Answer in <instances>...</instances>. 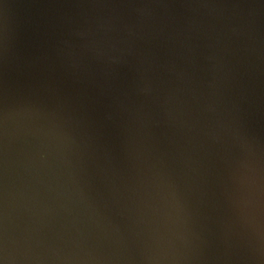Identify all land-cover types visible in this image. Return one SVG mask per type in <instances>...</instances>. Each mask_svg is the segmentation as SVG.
<instances>
[{
  "label": "water",
  "instance_id": "water-1",
  "mask_svg": "<svg viewBox=\"0 0 264 264\" xmlns=\"http://www.w3.org/2000/svg\"><path fill=\"white\" fill-rule=\"evenodd\" d=\"M0 264H264V0H0Z\"/></svg>",
  "mask_w": 264,
  "mask_h": 264
}]
</instances>
